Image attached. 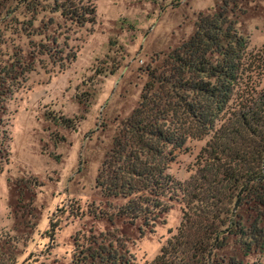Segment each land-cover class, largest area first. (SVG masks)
<instances>
[{
  "label": "rangeland",
  "instance_id": "1",
  "mask_svg": "<svg viewBox=\"0 0 264 264\" xmlns=\"http://www.w3.org/2000/svg\"><path fill=\"white\" fill-rule=\"evenodd\" d=\"M57 1L0 0V264H147L179 227L182 205L148 220L110 217L124 200L103 196L97 176L149 71L222 0H90L94 21L81 26ZM232 1L227 17L246 51H264V0ZM211 135L186 139L167 169L174 180L195 174ZM242 241L229 235L215 256L263 264L264 248Z\"/></svg>",
  "mask_w": 264,
  "mask_h": 264
},
{
  "label": "trees",
  "instance_id": "2",
  "mask_svg": "<svg viewBox=\"0 0 264 264\" xmlns=\"http://www.w3.org/2000/svg\"><path fill=\"white\" fill-rule=\"evenodd\" d=\"M230 1L199 13L195 30L167 54L161 71H149L141 101L113 137L97 176L103 196L124 200L110 217L148 220L173 202L186 209L147 264H244L215 256L229 235L243 238L246 250L264 248V85L258 84L264 51H246V38L227 17ZM54 8L79 26L94 21L90 0H60ZM208 133L202 165L188 181L174 180L167 169L176 152L189 137Z\"/></svg>",
  "mask_w": 264,
  "mask_h": 264
}]
</instances>
